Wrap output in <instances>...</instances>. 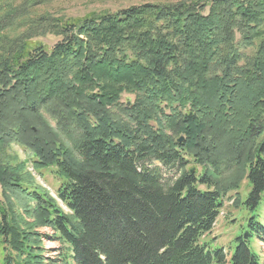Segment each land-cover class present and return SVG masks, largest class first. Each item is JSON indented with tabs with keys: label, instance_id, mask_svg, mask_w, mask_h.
Returning a JSON list of instances; mask_svg holds the SVG:
<instances>
[{
	"label": "trees",
	"instance_id": "trees-1",
	"mask_svg": "<svg viewBox=\"0 0 264 264\" xmlns=\"http://www.w3.org/2000/svg\"><path fill=\"white\" fill-rule=\"evenodd\" d=\"M3 9V264H56L40 227L64 264H263L251 241L264 243V0L43 15L11 39L1 33L24 12ZM48 33L60 37L49 49L30 40ZM28 163L53 168L56 197ZM230 192L228 252L204 236Z\"/></svg>",
	"mask_w": 264,
	"mask_h": 264
},
{
	"label": "rangeland",
	"instance_id": "rangeland-1",
	"mask_svg": "<svg viewBox=\"0 0 264 264\" xmlns=\"http://www.w3.org/2000/svg\"><path fill=\"white\" fill-rule=\"evenodd\" d=\"M180 1L184 3H190L198 0H0V8L7 9L8 7H11L15 8V10H22L24 12L22 13L24 15H19L14 19L12 25L9 28L2 31L1 37L11 39L19 35L21 36V34L28 32V24L33 22L38 16L47 15L62 19L79 18L91 12H99L103 10L114 12L118 9H123L131 5H139L142 3L167 4ZM30 40L32 42H40L45 48L49 49L60 40V37L53 33H48L46 35H34L30 38ZM126 97H129V95H123L122 100H125ZM7 153L15 157L18 161H21L24 158L23 150L19 148V146H11L8 148ZM146 164L149 167L158 166L163 180L170 181L178 175L179 169L176 166L166 167L160 165L157 161L146 162ZM25 169L31 173L36 184L42 185L50 192L52 196L56 197L55 191L58 185V179L53 173V168H47L41 172H38L30 163H28L25 164ZM248 190L249 186L245 181L242 183L239 190L240 194H242L244 197ZM233 197L234 192H230L223 197V205L220 208L215 224L213 225L211 231L204 236V239L211 240L213 245L223 246L225 251L228 252H231L234 249L235 244L233 242V236L238 230V224L240 220V215H238L237 211L233 208ZM0 200H2L1 195ZM19 210L21 209L19 208ZM230 219H234L233 222L230 223ZM37 231L40 232L44 237V255L46 257L52 258L54 261H56V264H64L59 259V256L62 252L61 250L57 249L60 246L59 242L56 240H51L49 237H47L53 233L52 230L48 227H40L37 228ZM251 248L254 252L259 254L260 260L264 264V245H259L257 244V240H253L251 241ZM4 255L5 251L0 238V264H3Z\"/></svg>",
	"mask_w": 264,
	"mask_h": 264
},
{
	"label": "crops",
	"instance_id": "crops-1",
	"mask_svg": "<svg viewBox=\"0 0 264 264\" xmlns=\"http://www.w3.org/2000/svg\"><path fill=\"white\" fill-rule=\"evenodd\" d=\"M257 244H259V245H260L261 243H260L259 241H257Z\"/></svg>",
	"mask_w": 264,
	"mask_h": 264
},
{
	"label": "water",
	"instance_id": "water-1",
	"mask_svg": "<svg viewBox=\"0 0 264 264\" xmlns=\"http://www.w3.org/2000/svg\"><path fill=\"white\" fill-rule=\"evenodd\" d=\"M182 138H179V141L181 140Z\"/></svg>",
	"mask_w": 264,
	"mask_h": 264
}]
</instances>
